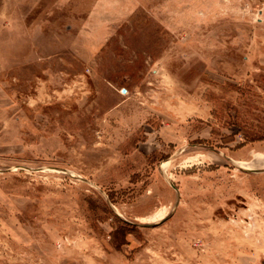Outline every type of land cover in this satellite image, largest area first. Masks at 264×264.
Segmentation results:
<instances>
[{
  "label": "rangeland",
  "instance_id": "1",
  "mask_svg": "<svg viewBox=\"0 0 264 264\" xmlns=\"http://www.w3.org/2000/svg\"><path fill=\"white\" fill-rule=\"evenodd\" d=\"M246 134L264 0H0V264H264Z\"/></svg>",
  "mask_w": 264,
  "mask_h": 264
},
{
  "label": "trees",
  "instance_id": "2",
  "mask_svg": "<svg viewBox=\"0 0 264 264\" xmlns=\"http://www.w3.org/2000/svg\"><path fill=\"white\" fill-rule=\"evenodd\" d=\"M258 139H264V136L263 135H258V134H255V135H248V134H246L245 135V141L243 143H240V145L245 144V142L255 141V140H258Z\"/></svg>",
  "mask_w": 264,
  "mask_h": 264
}]
</instances>
